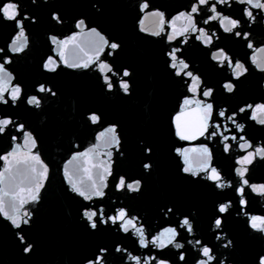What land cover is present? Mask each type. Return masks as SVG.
Instances as JSON below:
<instances>
[{
    "label": "water",
    "instance_id": "obj_1",
    "mask_svg": "<svg viewBox=\"0 0 264 264\" xmlns=\"http://www.w3.org/2000/svg\"><path fill=\"white\" fill-rule=\"evenodd\" d=\"M6 2L0 0V4ZM14 2L18 5L17 19L23 23L27 44L22 52L11 51L19 27L15 21L0 16V63L11 60L5 64L12 77L9 88L21 89L15 103L8 94L5 98L9 103H0V119L13 121L0 133V157L9 156L13 172L15 162L19 161L22 173L29 177L24 180L23 190L17 192V204L20 198L26 201L19 215L28 223L21 221V227L16 228L0 213V264H135L132 257L144 264L153 256L165 264H199L207 259L202 255L205 246L213 256L209 264H262L264 224L260 221H264V195L252 188L264 185V157L255 155L250 164L244 165L247 172L243 178L237 174V169L241 167L238 160L247 152L264 148V124L259 122L264 115L257 113L256 120L251 118L253 109L264 104V71L257 66L264 63L261 52L264 49V10L251 9L254 19L250 20L245 14L249 5L236 0H232L231 7L218 4L217 12L240 22L239 28L227 33L219 21L204 23L214 14L201 6L199 14H193L198 28L210 35L215 33L212 44L206 46L196 38L199 32L176 41L167 39L171 31L168 22L181 13H189L197 0ZM145 2L148 9H142ZM212 3L215 0H210L209 6ZM154 12L161 13L166 21L165 30L159 36L151 34L159 21V17L152 15ZM81 20L84 21L83 31L77 27ZM93 29L109 44L117 43L118 49L105 47L99 61L88 68L68 67L59 55L61 51L69 62L83 63L94 56L88 42L98 44L99 39L87 35ZM236 32L241 35L236 36ZM72 36L79 39L66 47L52 43L53 37L64 41ZM184 39L187 43H181ZM249 44L252 47H248ZM176 47L181 49L177 53L178 62L187 63L189 68L185 71L200 79L199 98L213 104L214 122L222 125L221 130L224 125L231 129L225 132L229 137L227 143L232 145L229 151L224 150L219 137L185 141L176 135L174 117L179 114L183 100L192 96L191 79L176 75L179 69L170 66L169 53ZM221 50L233 64H244L246 73L236 78L226 61L221 67L213 60V53ZM49 58L58 65L55 71L45 68ZM100 62L107 63L113 72L101 73ZM125 70L130 73L128 77L123 76ZM105 75L112 83L111 89ZM122 81L129 84L127 93L120 86ZM226 83L233 84L232 92L224 87ZM40 87L46 91L40 92ZM205 89L212 90V97L202 96ZM32 97L40 100L39 107L28 103ZM220 110H226V117L217 115ZM93 114L99 117L96 123L90 120ZM227 116H234L243 131ZM113 127L119 144L105 145L100 137ZM29 134L36 142L31 154L38 155L48 169L46 177H36L42 184L35 201L29 198L28 191L29 188L34 190L36 185V179H31L35 174L27 172L29 166L35 164L25 147ZM233 135L237 140H231ZM241 136L252 145L247 152L239 147L244 143ZM17 145L20 151L13 159L11 154ZM203 146L212 153L211 165L223 177L224 188L208 179V173L199 171L198 153L192 150ZM92 148L96 152L88 158L73 159L82 157ZM185 149L189 150L188 159L196 174L183 171L188 165L179 152ZM107 153H111L110 158ZM99 161H108L110 165L111 175L103 176L105 195L85 200L73 190L69 177L87 190L93 181L101 182L103 168L92 167ZM145 164L151 167L145 168ZM8 166L9 162L0 159V173ZM35 166L40 172V166ZM22 178L17 177L15 182ZM120 178L126 182L124 189L118 187ZM244 179L247 185L242 183ZM137 182V191L128 189V184ZM240 187L244 188L243 196L238 191ZM4 189L5 185L0 184V196ZM4 200L5 210L11 214L9 197ZM222 205H228L224 213L219 211ZM100 209L105 214L103 219L117 215L122 209L127 211L130 217L136 218L137 226H143L149 241L165 229L175 228L176 242L183 247L170 245L160 249L151 243L142 247L134 230L125 233L119 223L101 222ZM85 211L97 212L95 229L84 215ZM24 212L28 216H23ZM184 218L192 225L191 233L181 227ZM218 218L221 220L219 228L215 225ZM29 245L31 251H25ZM151 264L156 261L151 260Z\"/></svg>",
    "mask_w": 264,
    "mask_h": 264
},
{
    "label": "snow or ice",
    "instance_id": "obj_2",
    "mask_svg": "<svg viewBox=\"0 0 264 264\" xmlns=\"http://www.w3.org/2000/svg\"><path fill=\"white\" fill-rule=\"evenodd\" d=\"M239 4H246L249 5V8L245 9V14L247 17L251 20L254 19L253 12L251 9H260L264 10V2H261V0H236ZM232 0H215V3H212L210 6V0H197L195 4L190 9L189 13H181L177 15L174 19H172L170 22H168V27L171 29L170 33L167 35V39L171 41H176L178 38L181 37H187L189 33H197L199 32V35L196 37L200 41H202L206 46L211 45L213 42V36L215 33H212L211 35L209 32L205 31L203 28H198L197 22L194 19L193 14H199L201 11V6H204L207 8V10L214 15L209 17V19H206L204 21L205 24L209 23L210 21H219L221 27L223 28L224 32L232 33L234 29H237L240 27V22L236 19L229 18L227 16L222 15L221 13L217 12V5H225L227 4L229 7H231ZM149 5L147 2L143 3L142 9H148ZM19 15L18 11V5L14 2V0H7L6 3L0 4V16H2L4 19L8 21H15L19 27V32L15 36L13 42L11 43V51L13 53H19L24 50L27 44V37L25 35L24 29H23V23L21 20L17 19ZM153 16L159 17V21L156 24L154 30H152L151 34L154 36H159L161 32H164L165 30V18L164 16L159 12L152 13ZM55 19L59 20V17H55ZM78 28H80L83 31L84 28V21L81 20L78 25ZM89 37H98L99 43L97 44L95 41H90L89 47L93 50L94 56L90 57L87 61L80 63L79 61H72L69 62V60L64 56V52L61 51L59 53L61 59L64 61L65 64H67L70 68H88L90 64L96 63L99 61L100 53L104 50L105 47H109L113 50L118 49L119 45L117 43H111L109 44L108 41L104 40L102 36L99 35L95 31V29L92 30V32L87 34ZM236 36H240V32L235 33ZM245 39H247V35L245 34ZM79 39L77 36H72L69 40L64 41H58L55 37L52 38V43L56 44L58 46L63 45L67 46L69 44H72L76 42ZM181 43H187V39H184L181 41ZM248 47H252L251 44L248 45ZM2 51V49H0ZM181 49L179 47L173 48L171 52L169 53L170 59H171V68L173 69H179L176 72V75H185L189 77L192 81L191 86L189 88V91L192 93V96L189 98H185L182 102V108L178 115L174 117V126H175V132L176 135L181 140H195L199 137H204L207 140H212L213 138L219 137L221 139V142L224 143V150L229 151L232 147L230 143H227L229 140V137L225 135V132L231 131L230 128L227 127V125L223 126V130H221L222 125L218 122H214L213 120V113H214V107L211 102H206L204 99H200L199 96L201 95L200 91H198L199 85H200V79L197 76H194L192 72L185 71L189 68V65L185 63L183 60H179L178 62V55ZM261 52L264 53V49H261ZM212 59L216 60L221 67L224 66V62H227V66L229 68H232L233 73L235 74L236 78H239L240 76L244 75L247 71V68L244 64L236 62L233 64L232 59L224 52V51H218L213 53ZM255 57H253V60L255 61ZM11 60L7 59L4 63H0V103L8 104L9 99L5 98V94H8L10 100L15 103L20 98V92L21 89L17 86L14 88H9V82L11 81L12 77L9 72L6 71L5 64L10 63ZM261 71H264V63H260L257 65ZM58 67L56 61L53 58H49L47 63L45 64V68H47L49 71H55ZM99 71L101 73H112V68L104 62H100L98 64ZM115 73H113L114 75ZM130 73L125 70L123 72L124 77H128ZM105 81L108 84L109 89L112 88V83L109 81V78L107 75L104 76ZM125 93L129 90V84L127 82H121L120 85ZM224 87L227 89L228 92L233 91V84L232 83H226L224 84ZM40 92H45L46 89L44 87L39 88ZM47 91H51V89H47ZM52 95H55L53 92ZM213 92L211 89H205L202 91V96L205 98L212 97ZM29 104L35 105L39 107L40 100L36 97H32L28 100ZM249 108H252L251 105L248 106ZM241 112L244 111V109L240 110ZM257 113L264 115V104L257 106L253 109V115L252 119H257ZM217 115L221 118L226 117V110H220ZM227 119L235 124L236 128L239 131H243V126L236 123L234 116H227ZM90 120L93 123L98 122L99 117L95 114L90 116ZM259 122L261 124H264V119H260ZM13 121L8 118L0 119V133H3L9 125H11ZM21 131H23L21 127ZM116 129L109 128L108 131L101 135L100 139L105 144H119V139L115 135ZM13 139H16L13 137ZM231 140L235 141L237 140V137L235 135L231 136ZM240 140H244V137H240ZM30 145V147H29ZM25 147L29 149L28 156L29 159L34 161L35 164L29 166L27 172L30 174H35V176H32L31 179H36V177H46L47 174V167H45L42 162L40 161V158L38 155H32L31 150L36 147V142L33 139V137L29 134L26 137L25 140ZM239 147L247 152L248 148H252V145L249 144L246 140H244L243 144H240ZM20 151V146L17 145L16 151H14L11 156L13 159L16 157V155ZM150 151V149H148ZM188 149H185L183 151H180L179 154L181 156H184L185 158V164L188 166L183 169L185 173H192L196 174L193 170V167L188 159ZM192 151H195L198 153V160H199V171H202L204 173H208L207 178L216 182L217 187L224 188L226 185L223 181V177L221 176L220 172L217 171L215 167H212L211 165V159H212V153L210 152L209 148L207 146L200 147L198 149H193ZM96 149L92 148L89 149L88 152H85L81 156L74 157V160H79L81 158H88L90 154L95 153ZM109 158L111 157V153H107ZM255 155H260L261 157H264V148H257L253 152H247L245 156H243L241 159L238 160V163L241 165L240 168L237 169V174L243 178L247 172V168L243 167L244 165L250 164L252 158ZM0 159H3L4 161L9 162V166L4 169L3 173H0V184L5 185V189L3 191V195L0 196V213H3L4 216L11 220V223L16 227H21V221L23 224H27L28 220L23 219L19 215L20 208L23 207V204L26 202L25 199L20 198L19 203L17 204V192L22 191L24 184V180L29 178L27 175H24L19 168V161L15 162V168L16 171L13 172V163L9 160V156H3L0 157ZM26 163V161H25ZM35 165H39L41 168L40 172H37V168ZM93 168L101 167L103 168V172L101 173V182L97 183L96 181H93L90 186H88L87 190L82 189L79 185H77L75 182L71 180V177H69V182L72 183L73 190L77 192L81 197H83L85 200H90L92 197H104L105 193L103 189L106 187V185L103 183V176L105 175H111L110 171V165L108 161H99L96 164H92ZM151 167L150 164H145V168ZM23 177L20 179L18 183L15 181L17 180V177ZM91 179V177H90ZM242 183L244 185L248 184V181L246 179L242 180ZM42 184V181L39 179H36V185L35 189L29 188V198L32 201L37 200L39 188ZM126 185V182L124 178H120L118 182V187L120 189H124ZM128 189L131 191H137L139 189V183L136 184H128ZM253 191L260 193L261 195H264V185H261L260 187H253ZM241 196L244 195V188L240 187L238 189ZM4 197H9V204L12 209L11 214L5 210V200ZM244 203V201H242ZM228 205H222L219 208V211L221 213H224L227 211ZM169 212L171 209L168 210ZM101 222L108 223L111 221L113 224H120V227L125 233H128L130 230H134L135 234L139 236V243L142 247H148L149 243L152 245H155L156 247L160 249H164L170 245H174L176 248H182L183 245L176 242V238L178 236V232L175 228L169 227L165 229L160 234L156 235L154 238H152L150 241L146 238L144 228L143 226H137L136 218L130 217L129 213L125 210H120L117 215L115 216H109L107 219H103L104 217V211L103 209L99 210ZM84 215L87 217L88 221L92 222L91 227L95 229L97 227V223L95 222L94 218L97 217L96 211H85ZM23 216H28L27 212L23 213ZM260 223L264 224V221H260ZM215 225L217 228L221 225V220L218 218L215 221ZM256 226V221L253 222V227ZM181 227H186L188 232H192L193 228L188 218H184L181 224ZM21 240L23 241V237L21 236ZM196 243H199L197 241ZM227 246V245H226ZM120 249H117L119 251ZM25 251H31V246H27L25 248ZM202 255L206 257V260H201L199 264H209L210 261L213 260V256L211 254L210 248L207 246L202 248ZM132 259L135 260V264H141V261L137 257H132ZM181 260L184 259V256L181 255ZM151 260H155L156 264H165V261L163 260H157L155 256L151 257ZM151 260L146 259L144 261V264H151ZM262 264H264V261H262Z\"/></svg>",
    "mask_w": 264,
    "mask_h": 264
}]
</instances>
